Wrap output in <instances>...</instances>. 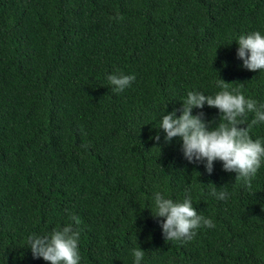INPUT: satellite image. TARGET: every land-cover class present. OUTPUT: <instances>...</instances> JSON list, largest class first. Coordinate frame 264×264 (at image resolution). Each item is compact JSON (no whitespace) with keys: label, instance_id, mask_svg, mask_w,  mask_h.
Wrapping results in <instances>:
<instances>
[{"label":"trees","instance_id":"16d2710c","mask_svg":"<svg viewBox=\"0 0 264 264\" xmlns=\"http://www.w3.org/2000/svg\"><path fill=\"white\" fill-rule=\"evenodd\" d=\"M257 31L264 0H0V264H49L29 237L68 224L79 264H135L139 247L140 264H264V161L248 189L220 161L211 174L188 163L158 128L188 92L224 90L218 78L264 111V70L236 56ZM111 74L135 80L114 93ZM249 135L264 144V122ZM157 192L191 197L215 227L166 241Z\"/></svg>","mask_w":264,"mask_h":264},{"label":"clouds","instance_id":"9594fccd","mask_svg":"<svg viewBox=\"0 0 264 264\" xmlns=\"http://www.w3.org/2000/svg\"><path fill=\"white\" fill-rule=\"evenodd\" d=\"M236 56L243 61L242 67L249 71L264 70V35L253 32L238 37ZM107 80L114 93L124 91L135 80L134 75H108ZM229 83L218 78V86L224 90L214 97L200 92H188L186 100L182 103L179 117L176 109L163 114L160 119L159 129L165 133L163 139L167 144L173 138L181 141L183 158L188 163L201 164L208 174L213 171V162H222V170L234 172L235 180L243 183L250 189L251 181L264 161V144L249 135V127L258 122H264V111L257 108L255 100L246 99L238 91H228ZM214 107L221 114L215 127L212 121L205 120L203 111L193 115V109ZM255 113L251 125L245 124L248 113ZM157 144L160 135L150 137ZM199 174V173H198ZM212 195L219 200H226V191L216 192ZM155 218H163L160 224L162 234L166 241H188L201 227L214 228L211 219L198 214L193 207L191 197H186L183 202H174L165 198L161 193L154 194ZM75 224H79L76 217H72ZM80 233L73 224H68L62 229L53 230L48 235L29 237V247L33 258H42L49 264H79ZM145 251L141 248L133 250L135 264H140Z\"/></svg>","mask_w":264,"mask_h":264}]
</instances>
